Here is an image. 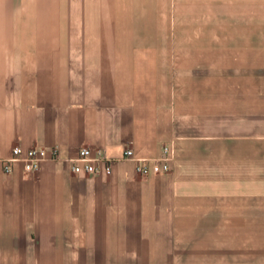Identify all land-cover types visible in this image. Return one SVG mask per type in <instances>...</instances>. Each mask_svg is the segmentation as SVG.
I'll return each instance as SVG.
<instances>
[{
  "label": "crops",
  "instance_id": "0c3cea01",
  "mask_svg": "<svg viewBox=\"0 0 264 264\" xmlns=\"http://www.w3.org/2000/svg\"><path fill=\"white\" fill-rule=\"evenodd\" d=\"M174 8V0H0V155L15 145L59 155L34 172L16 163L5 173L0 162V264H223L228 256L239 264L238 242L224 250L188 233L206 231L207 199L222 197V180L206 174L208 139L221 134L206 123L216 100L207 72L221 66L206 42H185L205 40L206 24L194 32ZM167 145L169 172L143 176L124 157L132 148L157 158ZM83 146L113 159L112 173H74L70 159Z\"/></svg>",
  "mask_w": 264,
  "mask_h": 264
},
{
  "label": "rangeland",
  "instance_id": "374dc122",
  "mask_svg": "<svg viewBox=\"0 0 264 264\" xmlns=\"http://www.w3.org/2000/svg\"><path fill=\"white\" fill-rule=\"evenodd\" d=\"M174 2L176 18L192 21L189 24L197 27L194 32L203 30L204 24L207 27L205 40L185 42L192 46L206 42L213 51L208 59L221 66L207 72V94L216 95V100L207 103L206 123L208 128H220L221 134L208 139L213 150L207 152L206 174L208 181L222 180V197L207 199L208 214L200 216L201 222L205 218L206 231L188 233L192 239L205 238L208 245L223 244L224 250L238 242L239 264H258L264 260V0ZM159 14L166 15V7L160 6ZM183 42L176 39L180 45ZM197 217L190 216L192 226ZM176 221L188 222L184 216H176ZM215 248L206 249L213 253ZM226 259L223 264H231L230 257Z\"/></svg>",
  "mask_w": 264,
  "mask_h": 264
},
{
  "label": "built area",
  "instance_id": "2783aa9c",
  "mask_svg": "<svg viewBox=\"0 0 264 264\" xmlns=\"http://www.w3.org/2000/svg\"><path fill=\"white\" fill-rule=\"evenodd\" d=\"M124 157L136 162V170L140 175L149 176L153 173L169 172L171 169L170 162L172 159V149L169 145L164 146L163 153L157 158L136 157L132 148H127ZM59 158L56 149L48 152L42 147H28L15 145L9 157L0 155V162L3 165L5 173H10L16 163H20L26 172L39 170L42 163L47 159L57 160ZM72 170L76 174H105L112 173L114 160L108 158L102 151L96 153L91 147L83 146L79 148L76 156L70 159Z\"/></svg>",
  "mask_w": 264,
  "mask_h": 264
}]
</instances>
